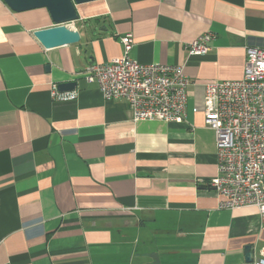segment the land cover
<instances>
[{
	"label": "crops",
	"instance_id": "1",
	"mask_svg": "<svg viewBox=\"0 0 264 264\" xmlns=\"http://www.w3.org/2000/svg\"><path fill=\"white\" fill-rule=\"evenodd\" d=\"M74 45L46 49V9L0 0V264H246L264 260V214L220 209L206 85L244 76L247 47L264 48V0H97L77 5ZM211 33V50L185 46ZM185 65L186 119L132 121L85 80L124 56ZM76 83L63 100L57 86ZM197 109V112H194Z\"/></svg>",
	"mask_w": 264,
	"mask_h": 264
},
{
	"label": "built area",
	"instance_id": "2",
	"mask_svg": "<svg viewBox=\"0 0 264 264\" xmlns=\"http://www.w3.org/2000/svg\"><path fill=\"white\" fill-rule=\"evenodd\" d=\"M213 38L208 33L188 43V55L207 54ZM123 43L124 56L90 65L85 80L98 85L106 101L125 100L134 123L185 121L191 83L185 65L141 64L131 57L132 35ZM53 95L75 98L56 90ZM205 100V125L215 134L218 157V175L210 184L220 209L257 208L264 214V48L247 47L243 78L206 85Z\"/></svg>",
	"mask_w": 264,
	"mask_h": 264
},
{
	"label": "water",
	"instance_id": "3",
	"mask_svg": "<svg viewBox=\"0 0 264 264\" xmlns=\"http://www.w3.org/2000/svg\"><path fill=\"white\" fill-rule=\"evenodd\" d=\"M14 12L21 13L36 9H46L55 26L36 31L34 36L46 49H53L64 45H74L81 41V35L69 25L79 21L77 5L97 0H3ZM76 83H62L57 86L59 92L74 91ZM246 264H255L252 247L245 248Z\"/></svg>",
	"mask_w": 264,
	"mask_h": 264
}]
</instances>
